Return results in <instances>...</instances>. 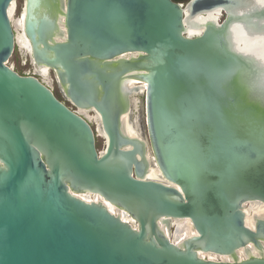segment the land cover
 Segmentation results:
<instances>
[{"label": "water", "instance_id": "water-1", "mask_svg": "<svg viewBox=\"0 0 264 264\" xmlns=\"http://www.w3.org/2000/svg\"><path fill=\"white\" fill-rule=\"evenodd\" d=\"M16 2L0 0V264H264L244 207L264 205V1L24 0L32 59L73 108L11 67ZM140 89L147 140L123 121ZM74 107L98 114L103 153ZM188 224L179 243L163 228Z\"/></svg>", "mask_w": 264, "mask_h": 264}, {"label": "bare ground", "instance_id": "bare-ground-1", "mask_svg": "<svg viewBox=\"0 0 264 264\" xmlns=\"http://www.w3.org/2000/svg\"><path fill=\"white\" fill-rule=\"evenodd\" d=\"M264 1V0H263ZM23 8V7H22ZM17 12V2L13 4V8L11 11V19H12V23L17 35V45L21 47L22 51L30 57V59L32 60V65L34 66V70L35 72L38 74L39 77H41L44 81L48 80L51 77V74L53 73L52 71H50L49 69H41L38 68L33 59H32V53H31V46L29 41L26 39L25 34H24V13L22 15H20V18L18 20H15V14ZM22 12V10H21ZM187 16H188V21L191 23V21L193 22H197V23H206L207 21L211 20V19H216V17L218 16V13H210L208 15H203V16H199V17H195L193 19H190L189 17V12L187 11ZM21 14V13H20ZM204 28L198 27V28H194L192 27V24H190L187 27V34L191 37L194 36H198L202 33ZM248 42V41H247ZM17 46V47H18ZM246 47H248L249 49H253L255 46L253 45V43L250 44L247 43ZM247 48V49H248ZM248 49V50H249ZM46 83V82H45ZM47 84V83H46ZM129 86L131 85V87H135V84L129 83ZM145 95V92L143 91V89H140L137 93H135L132 96V102H133V109L132 112L130 114H127L124 116L123 121H124V126L126 129V132L132 136V137H140L144 140H147L146 134L144 133V128L142 125V116L139 113H136V110H141V97ZM75 110L78 111V113L80 115H87L92 113L94 115V120L97 122V128H98V132L100 133V135H102V137L105 140V144L107 142L106 137L104 136V133L102 131L101 125H100V118L98 116V114L94 111H86V110H81L78 109L76 107H74ZM84 117V116H83ZM86 118V117H85ZM88 121L91 123V120L89 118ZM92 124V123H91ZM95 130V129H94ZM96 132V130H95ZM106 148V146H105ZM104 150L101 152L103 153L105 151ZM149 158L151 159V163H152V168L150 170V172L147 175L148 179L151 180H155V181H160V182H164V179L161 175V172L159 171L158 167L156 166V163L153 162V156L151 154V152H149ZM81 198L87 200V201H102L104 202L108 208L111 210L112 213L116 214V215H121V217L125 220L128 221L129 223H132V225L136 226L135 221L124 211H121L120 209H118L116 206L112 205L109 202H106L104 199H102L99 195H92L89 193H85V194H80L79 195ZM245 207V211L247 213V217H246V224L248 227L254 229L255 227V222L257 220V218H262L264 219V205L259 203H252V204H247L244 206ZM177 222L174 221L173 225H175ZM166 231V233L169 235V237L171 238V240H173L174 242L179 243L180 241H182L183 239H185L186 237H190L192 235H196V231L194 230V228L192 227L191 224H188V226L185 228V230L183 231L182 234H178V233H174L173 230H169L167 227H163ZM202 257L206 258V259H210V260H223V261H231V257H223V256H219L216 254H211V253H200ZM252 254L253 255H259L260 253L257 252V250L252 249ZM238 255L241 259H245L246 258V253L244 249H241L238 252Z\"/></svg>", "mask_w": 264, "mask_h": 264}, {"label": "rangeland", "instance_id": "rangeland-1", "mask_svg": "<svg viewBox=\"0 0 264 264\" xmlns=\"http://www.w3.org/2000/svg\"><path fill=\"white\" fill-rule=\"evenodd\" d=\"M23 2H24V0H17V12L15 14V20H18L20 18V13H21V10L23 7ZM10 65H11V67L14 68L15 71H17L21 75H33V74L35 75L36 74V76H38V74L34 70V66L32 65V60L30 59L29 56H27L22 51L20 46H18L13 57L11 58ZM39 78L41 80H43L41 77H39ZM45 82L53 88L55 94L60 98L61 101L65 102L70 108H72V105L70 103L66 102V99L64 98V96L61 92V89L59 88V85L56 81L54 73H52L51 77L48 80H46ZM142 99H143V97H141V100ZM143 108H144V106H143ZM140 114H141V116L143 115L142 112H140ZM83 116L86 118H89L91 120V123H92L94 129L96 130V134H97V148L99 151L102 152L105 148V140L102 137V135H100V133L98 132L97 122L93 119L94 115L92 113H90V114L83 115ZM142 119H143V116H142ZM142 125L144 128L143 122H142ZM144 133L146 134L145 128H144Z\"/></svg>", "mask_w": 264, "mask_h": 264}, {"label": "trees", "instance_id": "trees-1", "mask_svg": "<svg viewBox=\"0 0 264 264\" xmlns=\"http://www.w3.org/2000/svg\"><path fill=\"white\" fill-rule=\"evenodd\" d=\"M176 3H182V4H186L187 2H189L190 0H173Z\"/></svg>", "mask_w": 264, "mask_h": 264}, {"label": "flooded vegetation", "instance_id": "flooded-vegetation-1", "mask_svg": "<svg viewBox=\"0 0 264 264\" xmlns=\"http://www.w3.org/2000/svg\"><path fill=\"white\" fill-rule=\"evenodd\" d=\"M54 91V90H53ZM57 96V95H56ZM58 97V96H57ZM59 98V97H58ZM60 99V98H59ZM67 102V101H66ZM69 103V102H68ZM73 108V107H72Z\"/></svg>", "mask_w": 264, "mask_h": 264}, {"label": "built area", "instance_id": "built-area-1", "mask_svg": "<svg viewBox=\"0 0 264 264\" xmlns=\"http://www.w3.org/2000/svg\"><path fill=\"white\" fill-rule=\"evenodd\" d=\"M34 75V74H33Z\"/></svg>", "mask_w": 264, "mask_h": 264}]
</instances>
